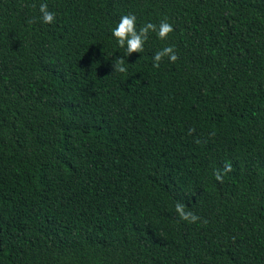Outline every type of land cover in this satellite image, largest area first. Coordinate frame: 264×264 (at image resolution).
<instances>
[{
	"label": "trees",
	"instance_id": "obj_1",
	"mask_svg": "<svg viewBox=\"0 0 264 264\" xmlns=\"http://www.w3.org/2000/svg\"><path fill=\"white\" fill-rule=\"evenodd\" d=\"M0 264H264V0H0Z\"/></svg>",
	"mask_w": 264,
	"mask_h": 264
},
{
	"label": "clouds",
	"instance_id": "obj_2",
	"mask_svg": "<svg viewBox=\"0 0 264 264\" xmlns=\"http://www.w3.org/2000/svg\"><path fill=\"white\" fill-rule=\"evenodd\" d=\"M39 11L42 14L41 20L43 23L50 24L54 21L55 14L49 11L47 3H41ZM173 31L174 27L167 21V18L161 20L158 25L147 22L137 30L136 16L132 13H128L120 18L117 25L112 29V35L116 39L118 46L124 48L126 56L129 57L132 53H141L144 51V44L149 38V32H155L160 40H166L168 35ZM165 57H168L169 61L172 63L177 61L178 55L175 51V45H165L160 50L156 51L153 56V67L159 68L162 59ZM113 71L120 73H126L128 71L123 57L113 63ZM196 142L199 143L200 141L197 140ZM230 171H232V165L226 162L223 173ZM213 174L218 182H224V176L220 170H214ZM175 211L179 219L189 223H196L200 219V217L192 211H187L186 205L179 201L175 204Z\"/></svg>",
	"mask_w": 264,
	"mask_h": 264
}]
</instances>
